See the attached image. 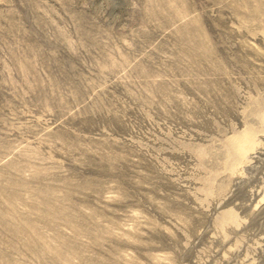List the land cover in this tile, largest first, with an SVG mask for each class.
Returning a JSON list of instances; mask_svg holds the SVG:
<instances>
[{
    "label": "rangeland",
    "instance_id": "rangeland-1",
    "mask_svg": "<svg viewBox=\"0 0 264 264\" xmlns=\"http://www.w3.org/2000/svg\"><path fill=\"white\" fill-rule=\"evenodd\" d=\"M0 264H264V0H0Z\"/></svg>",
    "mask_w": 264,
    "mask_h": 264
}]
</instances>
